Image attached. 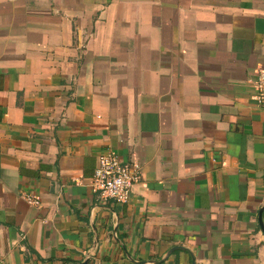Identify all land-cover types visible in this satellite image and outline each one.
Returning <instances> with one entry per match:
<instances>
[{"label":"crops","instance_id":"0c3cea01","mask_svg":"<svg viewBox=\"0 0 264 264\" xmlns=\"http://www.w3.org/2000/svg\"><path fill=\"white\" fill-rule=\"evenodd\" d=\"M262 71L264 0H0V264H264Z\"/></svg>","mask_w":264,"mask_h":264},{"label":"built area","instance_id":"2783aa9c","mask_svg":"<svg viewBox=\"0 0 264 264\" xmlns=\"http://www.w3.org/2000/svg\"><path fill=\"white\" fill-rule=\"evenodd\" d=\"M254 88V104L264 110V71L259 73ZM138 180L139 169L136 164L124 163L112 151H105L97 156L91 188L102 201L126 204L130 200L132 187ZM22 198L30 205H40L37 196L23 195ZM87 264L99 263L93 256Z\"/></svg>","mask_w":264,"mask_h":264},{"label":"water","instance_id":"95a60500","mask_svg":"<svg viewBox=\"0 0 264 264\" xmlns=\"http://www.w3.org/2000/svg\"><path fill=\"white\" fill-rule=\"evenodd\" d=\"M263 208H264V206L259 210V213H258V223H259V226H260V229H261L262 233L264 234V228H263V225H262V222H261V212H262V209ZM173 249H178V248H173ZM173 249L169 250V252L167 253V255ZM93 256H94L93 251L90 250V251L86 252V254L83 257V260L81 262L77 263V264H87ZM153 263L158 264L159 262H153Z\"/></svg>","mask_w":264,"mask_h":264}]
</instances>
